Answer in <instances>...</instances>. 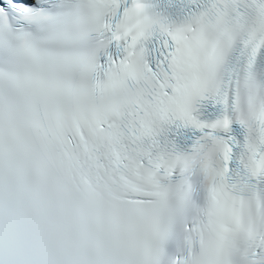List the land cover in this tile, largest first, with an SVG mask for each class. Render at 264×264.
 Masks as SVG:
<instances>
[{
    "label": "snow or ice",
    "instance_id": "6c2138e0",
    "mask_svg": "<svg viewBox=\"0 0 264 264\" xmlns=\"http://www.w3.org/2000/svg\"><path fill=\"white\" fill-rule=\"evenodd\" d=\"M0 264H264V0H0Z\"/></svg>",
    "mask_w": 264,
    "mask_h": 264
}]
</instances>
